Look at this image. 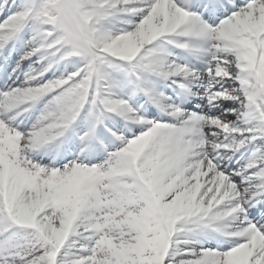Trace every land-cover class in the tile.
<instances>
[{
  "label": "snow or ice",
  "instance_id": "obj_1",
  "mask_svg": "<svg viewBox=\"0 0 264 264\" xmlns=\"http://www.w3.org/2000/svg\"><path fill=\"white\" fill-rule=\"evenodd\" d=\"M6 10L0 264H264V0Z\"/></svg>",
  "mask_w": 264,
  "mask_h": 264
},
{
  "label": "bare ground",
  "instance_id": "obj_2",
  "mask_svg": "<svg viewBox=\"0 0 264 264\" xmlns=\"http://www.w3.org/2000/svg\"><path fill=\"white\" fill-rule=\"evenodd\" d=\"M8 4L9 5H11L12 4V0H8ZM14 7V6H13ZM7 14V10L5 11V12H3V13H0V20H3V18H4V16ZM25 39H26V35H25ZM17 47L19 48V45H17ZM6 52V51H5ZM15 54H16V52H15ZM1 63H5V61H4V59L3 58H1ZM25 67H26V65H25ZM9 71V70H8ZM11 81H9V83H10Z\"/></svg>",
  "mask_w": 264,
  "mask_h": 264
}]
</instances>
